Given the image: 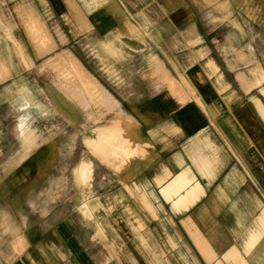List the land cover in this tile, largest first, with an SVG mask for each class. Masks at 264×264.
<instances>
[{
  "label": "crops",
  "instance_id": "0c3cea01",
  "mask_svg": "<svg viewBox=\"0 0 264 264\" xmlns=\"http://www.w3.org/2000/svg\"><path fill=\"white\" fill-rule=\"evenodd\" d=\"M3 2L34 10L53 52L71 54L96 79L107 108L86 119L131 121L150 142L132 171L108 164L94 171L102 217L114 221L98 237L107 245L67 209L76 219L66 221L67 232L57 227L69 239L64 264H107L105 248L120 250L121 264H264L261 59L254 85L246 66L225 61L227 37L209 36L203 20L189 16L188 0ZM241 39L236 49L246 53L250 38ZM3 49L16 71L21 50Z\"/></svg>",
  "mask_w": 264,
  "mask_h": 264
},
{
  "label": "rangeland",
  "instance_id": "374dc122",
  "mask_svg": "<svg viewBox=\"0 0 264 264\" xmlns=\"http://www.w3.org/2000/svg\"><path fill=\"white\" fill-rule=\"evenodd\" d=\"M3 1L0 0V264H42L43 259L64 264L68 261L62 249L69 239L66 234L59 237L58 229L67 232L66 221L76 219L67 215V209L79 211L82 219L95 228L96 243L107 245L98 237L104 235L105 224L114 221L102 217L101 209L105 208L96 196L94 171L104 172L98 167L106 164L116 170L125 166L132 171L138 156L148 155L150 142L141 127L131 121L86 119L87 112L90 117L91 110L107 108L103 104L107 95L96 79L71 54L53 52L49 28L37 21L34 10L6 7ZM188 2L189 16L203 20L204 33L222 40L227 37V47L232 52L224 57L225 61L235 64L236 69L239 64L246 66L245 71L250 72L247 81L260 84L264 0ZM244 34L250 38L246 53L239 50L241 46H237L238 51L234 43ZM214 42L218 45L217 40ZM7 43L22 52L21 59L16 57L12 64L16 68L13 72L3 56ZM250 88L253 86L247 90ZM261 112L264 116L263 107ZM110 171L113 170H107ZM79 237L76 240L82 243L84 237ZM126 250L130 252V248ZM104 251L108 253L107 264H121L120 250Z\"/></svg>",
  "mask_w": 264,
  "mask_h": 264
},
{
  "label": "bare ground",
  "instance_id": "6f19581e",
  "mask_svg": "<svg viewBox=\"0 0 264 264\" xmlns=\"http://www.w3.org/2000/svg\"><path fill=\"white\" fill-rule=\"evenodd\" d=\"M76 59V58H75ZM78 61V60H77ZM72 65H74V64H72ZM77 66H78V64H77ZM76 67V66H75ZM77 68V67H76ZM79 69V68H78ZM74 71V70H73ZM77 73V72H76ZM80 77V76H79ZM82 83H83V81H82ZM108 91V90H107ZM108 93V92H107ZM110 94V93H109ZM107 130H109V129H107ZM105 131V130H104ZM115 131V130H114ZM103 132V131H102ZM106 132V131H105ZM111 132V131H110ZM95 133V132H94ZM106 135V134H105ZM107 135H109V134H107ZM114 135V134H113ZM120 134H118V136H119ZM100 136V135H99ZM118 136H114V138L115 139H117V138H119ZM101 137V136H100ZM103 137H105L104 135H103ZM110 137V136H109ZM120 138H121V136H120ZM104 139V138H103ZM103 139H101V140H103ZM140 139V138H139ZM141 140V139H140ZM139 141V140H138ZM106 142V141H105ZM112 142H114V141H112ZM141 142V141H140ZM115 143V142H114ZM143 143V142H142ZM108 144V143H107ZM119 144V143H118ZM121 144V143H120ZM110 146V145H109ZM143 146V145H142ZM140 147H141V145H140ZM142 148V147H141ZM144 148H146V147H144ZM147 150H148V147H147ZM114 151H115V149H114ZM122 152V151H121ZM124 153V152H123ZM137 154V153H136ZM135 154V155H136ZM133 156H134V154H132ZM139 155V154H138ZM137 155V156H138ZM127 156V155H126ZM129 156V155H128ZM137 156H135V157H137ZM147 156V155H146ZM140 156H138V158H139ZM137 159V158H136ZM135 161V160H134ZM133 161V162H134ZM137 161H138V159H137ZM136 163V162H135ZM131 164H132V162H131ZM89 203H90V201H89Z\"/></svg>",
  "mask_w": 264,
  "mask_h": 264
}]
</instances>
